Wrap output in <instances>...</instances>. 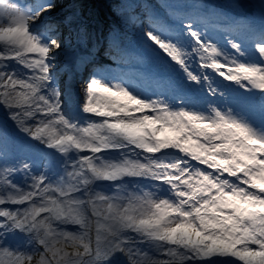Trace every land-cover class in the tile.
Instances as JSON below:
<instances>
[{
    "label": "snow or ice",
    "instance_id": "6c2138e0",
    "mask_svg": "<svg viewBox=\"0 0 264 264\" xmlns=\"http://www.w3.org/2000/svg\"><path fill=\"white\" fill-rule=\"evenodd\" d=\"M54 8L0 0V110L43 146L39 165L0 148V264H264V105L257 121L205 71L264 95V29L253 53L230 40V54L192 18L150 27L153 52L203 103L101 71L74 108L53 74Z\"/></svg>",
    "mask_w": 264,
    "mask_h": 264
},
{
    "label": "rangeland",
    "instance_id": "374dc122",
    "mask_svg": "<svg viewBox=\"0 0 264 264\" xmlns=\"http://www.w3.org/2000/svg\"><path fill=\"white\" fill-rule=\"evenodd\" d=\"M250 4V7L253 9L254 15H261L264 10V0H247ZM9 2H14V3H21L25 2V0H9ZM27 2H32V0H27ZM52 2L55 4V8L44 15V20L46 22H49L50 20H59L60 16L62 15L63 11V2L62 0H52ZM245 1L243 0H158V3L156 6L160 8V15H163L164 20L163 26L164 30H167L169 32H175L179 27H180V22L181 20H185L186 17L192 18L195 20L196 26L201 29L205 35L206 38L210 37L214 42H216L224 51L234 54V52H230L228 48H226V45L228 46V43L230 40H236L237 42H241L242 40L239 39V35L237 33H230V32H225L224 30L219 29L220 26L217 22H219V19H222L221 17H218L221 15V13L224 10L230 9L233 10V12L237 11L239 13H243L241 4L244 3ZM208 17L211 18L210 21H208ZM213 18V20H212ZM214 23H211V22ZM70 26L73 28L75 26L74 22H69ZM241 25L243 24L240 23ZM157 28L155 26V23L152 25H149V23L145 22L144 24L141 25L140 28L136 29L137 33H133L132 35H129V44H126L125 48L130 51L132 50L134 53H136L138 56H141L138 58L137 61L131 62V63H139L145 66V72L149 73L150 70L154 71L155 77L160 78L163 76L166 77H173L172 83L174 85H177V77L175 73L168 68L154 52H153V47L152 45L145 40L144 33L149 29V28ZM242 27V26H240ZM161 29V28H159ZM245 30V28H242ZM123 30H127V33H131V28H126ZM250 34H247L249 33ZM232 34L229 35L230 39H228L225 35L226 34ZM224 34V35H223ZM247 39L249 40H244L247 41L245 42V49L249 53H253V47L252 41L254 39V34L251 33L250 29L246 31ZM61 43L63 42V39L60 38ZM128 39V38H126ZM68 40V38H67ZM68 42V41H66ZM226 44V45H225ZM69 43H65L63 45V51L61 52L60 50L57 52L56 55V60L54 62V69H53V74L56 77V84L60 88V90L63 92L64 98L66 100H69L74 108H78L79 104L81 103L82 99V94H81V85L83 82L93 73L95 72H103L105 74L110 73L112 76H116L123 81H125L129 86H131L133 89L136 91L141 92L143 95L146 96H154L157 94H164V95H170L176 88H180L182 90L188 91L189 89L187 88H181L178 86H173L170 90L167 84L163 88H160L158 86V80L155 79V84L154 87H149L147 85V81L144 82L141 79L140 75H135L128 70L125 71L123 70V67H121V70L118 68V65H115L114 59L111 56H108L107 54L104 53L105 48H102V45L100 44L99 41V47L98 44H94L93 42H89L88 46V52L87 47H80L78 48V45L73 46V57H71V60H69L67 63L65 59H63V56H66V51L65 49L68 47ZM126 53V52H125ZM87 54V58L91 57L94 59L93 65L96 67V69H89V74H86L87 77H82L81 79L78 77V74L75 73L74 71L78 72L79 64L82 63L85 60V56ZM117 58V56H114ZM81 59V60H80ZM242 59V58H241ZM223 62V61H222ZM117 63V62H116ZM15 67V65H13ZM198 67H196L195 64H193V70L198 72ZM227 68L222 69L227 73L228 69ZM210 74L213 75V81L214 82H222L224 85L228 86V82L224 81L221 77L216 76L214 73H212V70H206ZM70 75V76H69ZM89 75V76H88ZM171 81V80H170ZM221 83V84H222ZM237 87V86H236ZM151 88L153 91H149ZM221 88V86H220ZM237 95H239L240 98L250 100L252 99V102H246V105H252L254 103H257L259 98L264 97L258 90L253 92V93H247L243 89H239L237 87ZM224 98H228L224 96ZM238 102V101H237ZM231 104L235 106V108L241 107L242 103H237ZM245 103V102H244ZM254 106V105H253ZM254 109V107H250V110ZM37 143L35 142V145L30 144V142H25L24 145L21 147L23 148L22 152L19 153L18 159H28L30 161L35 162L36 164H40L42 162V157H43V150L39 149V147L36 145ZM26 147V148H25ZM11 150V148H10ZM12 150L9 152L11 153ZM195 163V162H193ZM204 167V166H200ZM20 178L17 177V181L19 182Z\"/></svg>",
    "mask_w": 264,
    "mask_h": 264
},
{
    "label": "trees",
    "instance_id": "16d2710c",
    "mask_svg": "<svg viewBox=\"0 0 264 264\" xmlns=\"http://www.w3.org/2000/svg\"><path fill=\"white\" fill-rule=\"evenodd\" d=\"M135 1L136 6L130 8V0H62L63 11L60 17L64 19V23L50 22L49 25L58 30L59 35L65 38L73 37L72 31L67 27L69 22L73 21L76 26L72 30L79 43L83 45L90 40L97 43L98 39H102V47L110 49L114 46L112 38L115 31L121 29L122 22L132 26L137 25L141 9L151 12L152 6L149 5V1ZM82 70L85 71L86 66ZM0 134L8 135L11 139L16 136L13 142L18 140V145L19 141H22L21 132L12 125L2 110H0Z\"/></svg>",
    "mask_w": 264,
    "mask_h": 264
},
{
    "label": "bare ground",
    "instance_id": "6f19581e",
    "mask_svg": "<svg viewBox=\"0 0 264 264\" xmlns=\"http://www.w3.org/2000/svg\"><path fill=\"white\" fill-rule=\"evenodd\" d=\"M230 33H237L236 32V30L234 31H231ZM229 50H230V52H234V50L233 49H231V47L230 48H228ZM243 59V58H242ZM215 84V82H213V85ZM220 85V84H219ZM234 89L235 88H228L227 87V90L225 91V94L226 95H228L229 93H231V92H233L234 91ZM222 91H224L225 90V88H222L221 89ZM252 105H254L255 106V108L256 109H260L261 108V103H254V104H252ZM251 106V105H250ZM248 108H250V107H248V106H244V109H242V110H240V109H238V108H236V109H238V110H240V111H242V112H245V113H247L248 115H250V116H252L254 119H256L257 121H259V116H255L254 115V113L250 110V114L248 113Z\"/></svg>",
    "mask_w": 264,
    "mask_h": 264
}]
</instances>
